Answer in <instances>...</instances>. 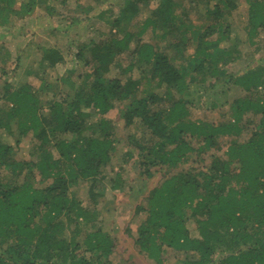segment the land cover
I'll list each match as a JSON object with an SVG mask.
<instances>
[{
    "label": "trees",
    "instance_id": "1",
    "mask_svg": "<svg viewBox=\"0 0 264 264\" xmlns=\"http://www.w3.org/2000/svg\"><path fill=\"white\" fill-rule=\"evenodd\" d=\"M243 1L194 0L205 17L198 25L186 22L181 0H157L154 7L151 0H120L112 30L77 46L74 63L62 75H47L65 63V55L45 45L37 70L26 69L39 86L4 80L0 98L10 105L0 108V264H115L116 237L105 224L111 208L99 203L119 188L120 174L112 175L111 164L121 144L128 146L126 156H136L141 175L161 174L144 195L145 204L135 207L144 219L134 242L148 260L167 264L170 248L184 252V264H264V65L238 73L227 68L244 59L229 20L243 3L248 40L260 49L254 38L264 29V0ZM37 3L0 0V26L31 14ZM143 8L142 26L127 30ZM147 29L157 41L139 40ZM126 52L130 60L123 67ZM5 57L0 76L8 73ZM14 59L12 69L20 68V57ZM122 74H128L125 80ZM142 79L151 90L139 97ZM230 84L243 94L230 99ZM205 93L213 108L228 104L233 119L214 124L188 118L187 104L202 103ZM117 106L120 136L104 116ZM29 132L30 157H20L17 146ZM221 135L235 136L224 156L214 152L205 167H185L189 153L200 157L205 148L221 149ZM83 181L87 204L73 189ZM220 251L228 254L214 260Z\"/></svg>",
    "mask_w": 264,
    "mask_h": 264
},
{
    "label": "rangeland",
    "instance_id": "2",
    "mask_svg": "<svg viewBox=\"0 0 264 264\" xmlns=\"http://www.w3.org/2000/svg\"><path fill=\"white\" fill-rule=\"evenodd\" d=\"M120 0H108L106 3L96 4L95 0H38L37 6L34 11L21 18H13V24L8 26H0V45H3L4 51L0 55V59L9 54L7 63L5 61V68H8V73L5 76H0V95L3 93L4 80H8L12 85L19 86L24 83H32L34 86H39L40 80L33 74L34 72L26 73V69H36L39 60V50L42 46L50 45L57 46L65 55V63H59L54 71L48 72V76H60L65 70L74 63V52L82 42L89 40H100L108 34L111 28V21L116 15V9ZM184 1L180 10L187 12L186 22L202 25L205 22V17L197 10L194 0H181ZM157 0H151L149 7L157 5ZM242 2H244L242 0ZM40 3V4H39ZM194 3V5H193ZM241 4L230 16L236 37V42L240 43V50L243 52L244 59L235 61L232 66H227L229 71L240 72L242 69L251 66L264 65V29L255 37L254 41L260 39V49L256 50V44L251 42L247 35V15L246 5ZM49 6V9L46 7ZM90 8V10H89ZM111 10L112 12H110ZM147 15V8L141 9L138 16L132 20L127 27V30L138 31L142 26L143 20ZM189 18V19H188ZM140 38V39H139ZM135 37L130 46L134 47L138 39L144 41H157V35L153 36L151 31L147 29L140 37ZM160 42H162L160 40ZM256 51V52H255ZM254 53V54H253ZM89 55V53H87ZM251 55V56H250ZM19 56V67L12 69L15 57ZM12 60V61H11ZM130 56L128 52L122 54L120 61L124 65L129 63ZM249 62V63H248ZM144 70L148 71V65L141 66ZM141 68V69H142ZM237 68V69H235ZM137 69V68H136ZM140 70V69H139ZM137 71V70H136ZM130 74V73H128ZM128 74H122V79ZM136 72L134 71L133 75ZM222 86V85H221ZM211 90L214 92L218 88ZM228 86V85H227ZM149 91V85L145 79H142L139 88L138 96L144 95V91ZM165 88L157 91H164ZM222 89V88H221ZM151 90V89H150ZM230 99L237 97L241 93L240 88L230 84ZM264 94V88L259 89ZM52 90H45L44 94L51 93ZM209 93L203 95L202 103L190 102L187 104L189 111L188 118L192 120L202 119L208 123L221 124L233 119V110L228 104L219 107H211V98ZM125 103H120L123 107ZM10 105L8 101L0 98V108H7ZM199 105V106H198ZM119 106L109 110L104 116L111 117L117 125V134L120 136L123 133V127L120 126L119 119ZM252 117V113H246L245 118ZM250 129L243 131V136L246 137ZM138 133V130L137 132ZM31 132L21 139L20 144L17 146V153L20 157L29 158V151L31 149ZM5 138L14 144L13 138L6 136ZM232 135H221L218 138V146L205 148L199 152L200 157L195 152L188 154L185 167H205L210 161L212 153L224 156L223 150L225 146L234 139ZM200 144V143H199ZM198 145V143L194 144ZM128 146L121 144L117 146L112 158V175L115 176V171H118L120 176L119 188L116 190H108L106 196L102 198L99 203L101 207L104 203L111 208L110 216L108 212L106 217V228L109 229L113 236L116 237V248L112 254V260L115 264H156L154 260H148L143 253H141L134 242L137 235V228L140 222L144 219V214H136V205L142 201L144 195L148 194L151 187L157 184L161 178L159 172H155L152 177L141 175L138 171L136 156H126ZM22 178L21 176L19 177ZM48 181H46L47 183ZM73 189L77 190L78 195L82 198L84 204L88 203V183L83 181L76 185ZM189 228L192 235H198L195 229V223L189 222ZM127 228L131 231L130 234ZM190 253V252H189ZM228 252H218L214 256V260H218L227 255ZM196 255V254H195ZM184 252H176L173 249H168L165 254V262L167 264H184Z\"/></svg>",
    "mask_w": 264,
    "mask_h": 264
}]
</instances>
